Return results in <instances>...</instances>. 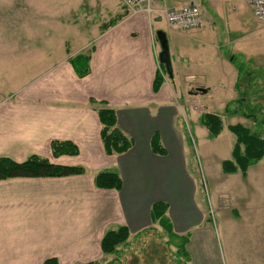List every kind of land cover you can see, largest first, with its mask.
Wrapping results in <instances>:
<instances>
[{
    "label": "crops",
    "instance_id": "crops-1",
    "mask_svg": "<svg viewBox=\"0 0 264 264\" xmlns=\"http://www.w3.org/2000/svg\"><path fill=\"white\" fill-rule=\"evenodd\" d=\"M111 1L116 5L118 0ZM227 1H210V12L202 6L204 26L200 30L212 32L214 17L220 21L228 17L223 8ZM161 4L155 1V13ZM173 4L166 2L169 7ZM74 12L64 9L61 15L54 12L46 17L44 28L52 26L43 32L42 42L49 43L48 33L54 28L61 31L55 50L33 46L28 35L29 43L22 46L16 40H0V156L16 163L37 156L54 165L79 166L86 171L65 178L0 182V264H43L48 259L57 264H114L115 255H102L100 250L105 231L125 226L127 243L150 229L165 232L150 217L156 202L166 205L164 218L172 233L187 240L186 264H264V239L250 242L235 229L230 235L232 247L225 248L226 236L209 223L206 196L186 168L185 139L177 128L179 67L171 62L172 77L167 75L158 92L152 91L159 52L154 34L161 30L160 14L116 13L121 19L114 26L96 32L97 25H92L91 39L74 52L64 51L70 34V38L85 37L91 29L90 20L77 22L75 18L66 23L64 18ZM227 26L245 25L233 20ZM252 33L263 32H246ZM90 50L89 74L80 79L69 60ZM244 50L234 53L264 66L262 54ZM187 80L198 79L189 76ZM197 89L188 93L194 99L201 92ZM90 100L104 105H90ZM103 107L114 111L116 128L131 140V148L123 154L108 156L103 150L97 114ZM154 134L164 155L151 149ZM52 142L71 143L77 155L54 158ZM251 168L246 177L251 172L258 174V169ZM102 170L119 175V191L94 187L93 177ZM211 203L220 208L219 193Z\"/></svg>",
    "mask_w": 264,
    "mask_h": 264
},
{
    "label": "rangeland",
    "instance_id": "rangeland-1",
    "mask_svg": "<svg viewBox=\"0 0 264 264\" xmlns=\"http://www.w3.org/2000/svg\"><path fill=\"white\" fill-rule=\"evenodd\" d=\"M155 1L150 0L152 9ZM42 3L46 6L43 7ZM201 5L211 11L209 2ZM146 6L147 3L141 4L142 8ZM70 8L76 13L66 16V23L75 18L77 22L78 19L90 20L87 24L91 27L85 37L78 35L70 38V34L69 44L64 48V51L69 49L70 52L93 37L95 30L92 25H97V32L102 25L116 18V13L124 15L131 12L122 0H118L116 5L111 0H0V40H16V45L22 46L27 44L28 35L33 46L55 50L61 31L51 30L48 33L49 43L46 44L42 42L43 32L52 25L48 24L45 29L43 24L47 16L54 12L61 15L64 9ZM223 8L228 17L223 22L214 17L212 32L169 30L163 19L160 27L167 37L170 60L181 71L180 78L175 81L179 95L175 105H180L176 106L177 128L185 139L186 168L192 172L198 189L206 196L210 225L216 231L220 227V235L226 236L223 241L225 248H231L233 239L230 235L235 229L243 232L250 242L264 239V157L251 168L258 169V174L251 172L246 178L238 172L224 174L221 169V163L231 159L235 145L230 126L242 125L264 139V66L249 63L234 53L244 48L247 54L253 49L264 56V25L256 22L244 0L223 2ZM158 14H161L160 11L155 13L156 16ZM233 20L244 21L245 26L228 29L227 25ZM251 30L263 33L246 34ZM239 41L241 43L236 44ZM158 50L156 45V52ZM238 70H241L239 76ZM24 71L28 73L26 69ZM189 76L198 80H187ZM2 79L0 74V81ZM196 88L209 89V92H198L194 99L188 93ZM225 104L229 109L226 110ZM205 113L218 115L222 121V130L214 139L208 137V131L200 124L199 115ZM218 193L220 208L211 203ZM239 220H242L241 223L236 225ZM114 255V264H184V258L177 257L176 248L169 243L166 233L157 229H150L129 241Z\"/></svg>",
    "mask_w": 264,
    "mask_h": 264
},
{
    "label": "trees",
    "instance_id": "trees-1",
    "mask_svg": "<svg viewBox=\"0 0 264 264\" xmlns=\"http://www.w3.org/2000/svg\"><path fill=\"white\" fill-rule=\"evenodd\" d=\"M121 16H118L102 26L106 30L114 26ZM90 50L86 54H79L69 60L75 75L78 78H84L89 74ZM152 83V91L157 93L164 82L165 69L159 65ZM241 70H238V76ZM239 79V78H238ZM238 81V80H237ZM238 82L235 84L237 87ZM90 105H104L101 102L90 100ZM229 106H226V110ZM98 119L101 124L100 139L103 150L106 155L113 156L127 152L131 146V140L128 139L120 130L116 128V116L112 109L103 107L97 110ZM250 118L251 115H248ZM200 124L208 131L210 139L216 138L222 130V121L218 115L212 113L201 114ZM256 119V118H255ZM230 132L235 136V145L231 152V159L221 163V169L224 174L240 173L242 177L246 176L247 170L256 165L264 157V139L258 133H251L242 125H233L229 127ZM51 153L54 158L60 156H75L77 149L69 142H52L50 145ZM151 149L155 154L164 155L165 150L160 145L159 137L154 134L151 140ZM85 169L79 166H59L49 163L37 156H30L23 163H16L8 158L0 156V182L10 179H46V178H65L71 176H80L85 174ZM94 187L102 190L119 191L122 181L119 175L113 170H102L93 177ZM166 205L156 202L150 210L152 222L159 221L162 229L167 233L169 243L176 248L178 258H184V264L187 262V254L184 250L186 244L185 237H178L171 231V226L165 220L164 213ZM129 237L128 229L125 226L116 229H108L103 234L100 242L102 255H112L116 253L117 248L127 243ZM179 241L176 243L175 241ZM181 264L180 262H178ZM43 264H57L55 259H48Z\"/></svg>",
    "mask_w": 264,
    "mask_h": 264
},
{
    "label": "built area",
    "instance_id": "built-area-1",
    "mask_svg": "<svg viewBox=\"0 0 264 264\" xmlns=\"http://www.w3.org/2000/svg\"><path fill=\"white\" fill-rule=\"evenodd\" d=\"M124 6L128 8L131 14L144 12L151 15L154 8L150 7V0H122ZM162 6L159 7L161 18L164 20L167 28L180 32L197 31L203 28L204 20L202 17V3L218 0H161ZM167 1H173L172 6L166 5ZM245 4L251 10V13L257 23L264 25V0H244ZM147 3L146 8L141 4Z\"/></svg>",
    "mask_w": 264,
    "mask_h": 264
},
{
    "label": "water",
    "instance_id": "water-1",
    "mask_svg": "<svg viewBox=\"0 0 264 264\" xmlns=\"http://www.w3.org/2000/svg\"><path fill=\"white\" fill-rule=\"evenodd\" d=\"M159 20L160 18H158V21ZM154 35L156 38V42L159 46V52L157 54L156 61L159 65H162L164 67L166 74L171 78L172 67H171L170 53H169L166 34L163 30H157ZM200 91L202 93L205 92V90H200Z\"/></svg>",
    "mask_w": 264,
    "mask_h": 264
}]
</instances>
